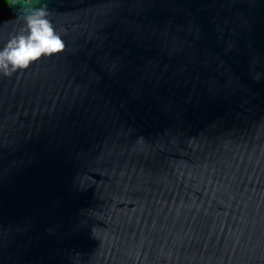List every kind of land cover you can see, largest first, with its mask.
I'll use <instances>...</instances> for the list:
<instances>
[{"label":"water","instance_id":"water-1","mask_svg":"<svg viewBox=\"0 0 264 264\" xmlns=\"http://www.w3.org/2000/svg\"><path fill=\"white\" fill-rule=\"evenodd\" d=\"M65 50L0 75V264H264V0H0Z\"/></svg>","mask_w":264,"mask_h":264},{"label":"clouds","instance_id":"clouds-1","mask_svg":"<svg viewBox=\"0 0 264 264\" xmlns=\"http://www.w3.org/2000/svg\"><path fill=\"white\" fill-rule=\"evenodd\" d=\"M15 5L18 0H8ZM24 29L0 48V75L26 70L43 59L65 50L63 34L50 19L46 7L22 6Z\"/></svg>","mask_w":264,"mask_h":264},{"label":"trees","instance_id":"trees-1","mask_svg":"<svg viewBox=\"0 0 264 264\" xmlns=\"http://www.w3.org/2000/svg\"><path fill=\"white\" fill-rule=\"evenodd\" d=\"M3 1H5L7 3V5L9 4L8 0H3Z\"/></svg>","mask_w":264,"mask_h":264}]
</instances>
